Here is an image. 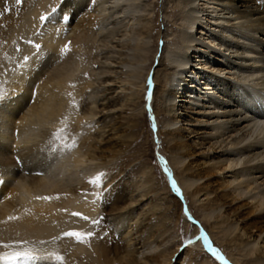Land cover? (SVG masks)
Listing matches in <instances>:
<instances>
[{"label": "bare ground", "instance_id": "1", "mask_svg": "<svg viewBox=\"0 0 264 264\" xmlns=\"http://www.w3.org/2000/svg\"><path fill=\"white\" fill-rule=\"evenodd\" d=\"M61 1L0 0V264H13L3 259L6 253L25 251L38 259L14 264H175L179 245L166 248L165 234L177 223L189 227L180 214L183 204L168 193L159 204L133 212L159 193L154 172L147 167L141 169L139 182L130 183L103 209L109 246L78 241L62 262L53 257L59 235L83 232L88 221L83 217L91 220L96 213L92 194L82 198V193L95 172L107 165L98 163L106 155L97 156L91 144L83 141L73 147L70 142L86 120L119 116L125 107L140 106L148 97L168 171L190 215L200 214L202 226L229 263L264 264V137H252L264 134V0H170L180 54L167 52V36L161 34L149 50L150 10L140 0H73L69 7ZM91 5L93 12L97 9L92 18ZM84 9L88 12L81 14ZM111 16L115 23L108 20ZM126 16L140 26L132 33L131 48L124 38H115ZM93 25L99 32L107 30L97 40L100 50L121 47L97 60L94 82L84 79L87 69L78 61L94 34ZM159 39L165 45L152 69ZM127 49L132 54L129 68ZM191 55L202 73L190 63ZM232 57L250 66L231 62ZM255 64L259 66L252 67ZM97 88L104 94L98 104L97 94H92ZM248 89L255 100L247 96ZM74 95L87 96L79 110L71 104ZM138 114L143 117L144 110ZM100 124L98 144L118 142L126 132L114 123L105 136ZM151 251L155 253L147 255ZM182 257V264H215L195 248Z\"/></svg>", "mask_w": 264, "mask_h": 264}, {"label": "rangeland", "instance_id": "2", "mask_svg": "<svg viewBox=\"0 0 264 264\" xmlns=\"http://www.w3.org/2000/svg\"><path fill=\"white\" fill-rule=\"evenodd\" d=\"M72 1L73 0H62L61 4L64 7H69L68 4H73ZM93 1H95V0H91L90 2L92 3ZM140 1L143 5H145L147 7V9L149 8L148 11L150 10L149 11L150 12L149 17L151 19H149V20H150V26H151L152 31H151V35H150L151 39H150V44H149V50L153 49V47H154L153 40H155V38L157 37V34H161V35H164L165 37L167 36L166 37L167 38V44H166L167 52L175 51L176 53L180 54V52L178 50L180 48V43H179V38L177 35L178 34V25L176 22L177 18H176V16H174V12H172L171 1L170 0H140ZM6 5H8V7ZM5 6L7 8H10V4H7V2L5 4ZM93 6L94 5L89 6L91 8H89L88 11H90V10L92 11ZM107 6H109V5H107V3H106V5L104 4V7H107ZM94 9H95V12L90 11V14H88V17H90V15H91V18H92L94 15H96L97 9H96V7ZM86 11H85V9L80 10V13L84 14V13H86ZM68 12H69V9L66 13L68 14ZM67 14L64 16H67ZM126 17H124V19L121 20V22H120L121 26H119L120 28H118V33H116L115 38L116 39L121 38V40L124 38L122 40V42L125 44H128V47L131 48L133 45V42H134V40L132 38V33L139 31L140 26L136 23V20L133 21V18L131 16H126ZM167 17H168V19H167ZM225 17L227 18L228 16H225ZM78 18H80V15L78 16ZM110 19H111V21H114V23L116 22V19L115 18L112 19V16L108 20H110ZM90 20H91V22L93 21V19H90ZM94 22L95 21H93L91 24H93ZM106 22H105V25H108V24H106ZM108 23H110V21H108ZM88 25H90V24H88ZM90 29H92L94 34L90 37L91 38L90 41H88L87 45L85 46L86 49L84 48V50L82 52V53H84V57H83L84 59L79 58L78 61L82 66H84V68H82V69H85V70L87 69L86 70L87 72H85L83 70L85 73V74H83L84 79H86V80L88 79L89 81L94 82L95 81V74H94L95 71L94 70H97L100 66L99 61H97V60L101 59L102 56L108 57L109 55L110 56L113 55L114 51H116V49L121 51V47L120 48L116 47V49L114 51H112L110 49H106L105 50L106 52L100 50L97 40L100 37H102L103 36L102 34H104V32H106L107 30L106 29L101 30L102 31V33H101V31L99 32V28L97 29V27L95 25H93ZM67 30L68 29H66L65 31H67ZM196 31H198V29H195V31H193L194 34ZM120 33H121L122 37H120L121 36ZM233 35H235V33H233ZM208 36L209 35H206V37H208ZM244 43H246V42H244ZM115 45H117V44H114V46ZM164 45H165L164 41L162 39H159V41L157 42V52H156L155 57H154L155 63H154V66L152 67V69L155 66H157L156 61H157L158 57L161 55L162 48ZM96 46H98V47H96ZM98 50L101 51V53ZM104 52H105V54H104ZM227 55L228 54H225V56H226L225 59H227V57H228ZM244 55L245 54H242V56H244ZM195 58H196L195 56L191 55L189 61L192 65L197 64L199 72L202 73L203 71H202V69H200L201 64H198V61ZM131 59H132L131 52H129L128 49L125 50V61H126V65H128V68L130 67V65L132 67V60ZM236 59H237L236 57H234V58L232 57V59H230V61L235 62L238 65L240 64V66H246V64H247V66L248 65L250 66V63L245 64L241 60H238V59L236 60ZM87 60L89 61V63ZM94 61H95V63H94ZM102 61H104V60H102ZM212 61H211L212 62L211 64H214L215 61L214 60H212ZM241 63H242V65H241ZM165 65H167L166 62H165ZM257 66H259V64H255L252 67L256 68ZM128 68L127 69L124 68V70L128 71ZM152 73H153V70H151V72L149 73V76L146 79V80H148V82L151 79L150 76L152 75ZM116 76L119 77V75H116ZM75 82H77V80H75ZM71 83H73V81ZM116 86H119V85H116ZM203 87H204V85L202 86V88ZM212 87H213V91L218 93V95H220V93H219L220 90H218V87H216L214 84L212 85ZM101 89L102 88H97V89L93 90V92H92L93 95L97 94V98H96L97 104L101 103V101L104 97L103 89L102 90ZM247 91L249 93V94L247 93V96L249 95V97H251V99L250 98L249 99L255 100L256 97L252 95V93H251L252 91L249 89ZM256 91L261 92L260 90H256ZM98 92H99V96H98ZM146 92H147V94H150L152 92V87L148 86ZM89 94L90 93H88L87 95H89ZM85 97L87 98L86 95L85 96L84 95L83 96L74 95L73 100L75 98H78V99H75L76 100L75 102L72 100V103H71L72 106L75 107L77 110H79V107L83 103V100L85 99ZM221 97L223 98V96H221ZM78 102L80 105L77 104ZM246 102H248V101H246ZM150 106H151V100L148 97L143 102V104L140 106H137V105L133 106L132 105L129 107H125L123 109L124 111H122V113L119 116H117L115 114L111 115V116L108 115V117L103 118V120H105V122L102 119H100L98 121L94 119L92 122H90V121L87 122V120H86L85 122H83L84 127L81 130L82 132L77 134V136L72 140V142H70L71 146L75 147L76 145H78L79 143L84 141L87 144L88 143L91 144L95 148V150L97 152V156L98 155L99 156L100 155H106L105 159L100 158V160H98V163H104L105 162L107 165L103 169L100 168L97 170V172H95V174L93 175L94 178H91V180L88 183V190L85 191L84 193H82L83 194L82 198H84L85 196H87L91 193L92 194L91 199L93 201L97 202L96 213L94 214V216H92L93 218L91 217V220H90V218H88L87 226L85 225L83 228V230L85 229L83 231L84 233L82 231H80L81 233L79 232L80 234H82L84 236L83 243L85 244V246H88L89 243L92 244V242H100V248H102L103 245H105V244H106V246L110 245L109 242H106V240L108 239L109 233L106 230H104V223L107 224L106 221L108 220V218H107L108 216L104 215L103 209H105V208L108 209L109 205H111L112 200H110V199L112 197H114L115 195H117L119 193H120L119 194L120 196H121V194L123 195L124 191L127 190L128 187L130 186V183L132 185L133 183L139 182L138 179H140L141 172L144 170L143 167H147V169H151L154 172L153 173V177L155 178L154 182H155V186L158 188L159 193H155V195L153 193L151 198L148 199V201L146 203H144L143 205H141L139 207L138 206L134 207V211H133L134 215H137L138 211L140 212L144 209H147V208H150L151 206L156 205V203L159 204L160 203L159 199L161 197L167 196L169 193L170 195H172L174 198H176L178 201H180L183 204L180 214L182 213L181 217L184 220H186L185 222L189 225V227H185L184 223L181 222V223H177L176 226H173L170 229H168L166 234H165L166 236L169 235L167 237L168 243L166 245V248H171L173 246V244L179 245L178 248H176V249H178V251L180 253L178 258H183L182 253L184 251H186L187 249H189V248L194 249L195 248L196 250L202 252L206 256L205 260H212L215 264H231V263H229V260L226 257L223 249L211 237L212 235L209 233V231L205 227L202 226V221H201V218L199 216L200 214L198 212H195V214L192 216L188 212V207H187V205L183 199V194H182L181 190H179V192H178L179 187L177 186L178 184L176 182V179L168 171V168H167L168 167L167 166L168 158L164 152L165 146L162 144L163 142H162V139L160 138V135H159L160 128L157 124L156 119L154 118V115L150 109L151 108ZM142 109L144 110V113H145V115L143 117L139 116V114H138ZM262 109H264V107ZM241 116H244V115H241ZM247 119H249V118H247ZM88 123H90V124H88ZM100 123H103V125L105 126L104 127V129H105L104 131H106V133H104L105 136L107 135V130L109 129V126H112L114 123H116L117 125H121V126L123 125L126 129V132L124 131L121 134L122 136L118 142L114 141L112 143L107 144V143H104V141H102V142H100L101 144H98L97 135H98L100 127L102 126V124H100ZM248 123H250V122H248ZM84 131H85V133H84ZM263 135L264 134H259L258 132H255V134L252 137H256V136H257V138H259L260 136L264 137ZM78 136H80V137L78 138ZM104 148L108 149L109 152L106 154H102V152L99 153L100 149H104ZM141 169H143V170H141ZM37 173H39V172H37ZM23 174L26 175L27 172H24ZM76 176H77L76 174H75V176L73 175V179H76ZM97 177H99V180L96 183H93V181H96ZM165 182L167 184V187H165ZM103 198H104V200H103ZM103 202L105 203L104 204L105 207L102 208L101 204ZM245 211L246 210H244L243 212H245ZM81 215L84 216V214H81ZM167 223H169V222H167ZM72 232H76V231H72ZM89 233H91L92 235L88 236L87 234H89ZM65 234L66 233L62 234L63 236L59 235V238H57L55 240V245H54L55 252L53 253V257L69 256L70 252L72 251V247L76 246V244L78 242L76 237L72 236L73 238H70L68 236L70 238L69 239L68 237H66ZM60 236L62 239L60 238ZM66 239H67V241H66ZM61 241H62V244H61ZM88 241H89V243H88ZM64 245L67 246L66 249H64L65 248ZM68 245H69V247H68ZM153 253H155V252L151 251V253H149L147 255H150ZM232 253L235 254L234 252H232ZM78 258H79V256H78ZM80 258H82V259H80ZM80 258H79V260H82V261L85 260V258H83L82 256ZM178 258L174 257V259H173L174 263L175 264H182L180 260L178 261ZM238 259H240V258L238 257ZM202 260L205 261L204 259H202ZM57 261L62 262L63 259L57 260Z\"/></svg>", "mask_w": 264, "mask_h": 264}, {"label": "snow or ice", "instance_id": "3", "mask_svg": "<svg viewBox=\"0 0 264 264\" xmlns=\"http://www.w3.org/2000/svg\"><path fill=\"white\" fill-rule=\"evenodd\" d=\"M18 2H19V0H18ZM41 19L43 20V19H46V18L45 17H41ZM36 47L39 48V45H36ZM0 99H3V97L0 96ZM98 180H99V177H97L96 178V181H93V183H96ZM44 199H48V198L45 197ZM74 215H78V214H75L74 213ZM83 219H88V218L87 217H83ZM65 235H67V236H74L80 242H83V240H84V236L82 234H80V233H77V232H70V233H66ZM87 235L88 236H91L92 234L89 233ZM4 247H8V245H4ZM3 259H5L6 261L7 260H10L14 264L15 261H35V260L38 259V257L33 256L30 251H25V252L11 253V254H7L6 253L4 255ZM55 259L56 260H61L62 258L59 257V256H56Z\"/></svg>", "mask_w": 264, "mask_h": 264}]
</instances>
